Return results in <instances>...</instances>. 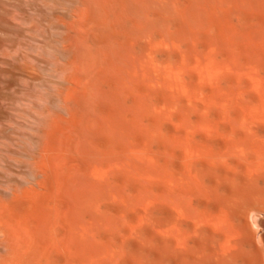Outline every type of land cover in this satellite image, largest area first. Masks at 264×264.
I'll list each match as a JSON object with an SVG mask.
<instances>
[{
    "label": "bare ground",
    "instance_id": "obj_1",
    "mask_svg": "<svg viewBox=\"0 0 264 264\" xmlns=\"http://www.w3.org/2000/svg\"><path fill=\"white\" fill-rule=\"evenodd\" d=\"M109 1L116 3L112 7L121 9L115 11V7V16L111 13L114 21L110 20L113 23L109 30L103 26L109 41L103 39L114 47L110 43L112 55L106 53L107 48L102 54L98 47V53L104 60V55H115V60L111 59L108 67L102 61L105 75L100 66L102 72H97L96 67V71L87 70L91 77L94 72L104 76L96 74V80L89 81V87H93L89 91L95 90L98 78H108L107 85L113 87L112 103L107 104V98L99 104L110 108L105 107L104 113L101 107L99 124L94 122L88 127L98 125V129H91L95 132L91 131L92 135L86 132L89 140L85 135L87 145L95 152L94 160L89 163L87 159L84 168V155V163L77 164L76 159L84 153V146L78 147L83 138L74 144L78 147L75 150L81 151L79 157L68 151L71 148L65 141L70 140L69 131L76 128L70 129L77 121L74 106L79 105L73 100L81 102L88 93L86 100L92 98L90 93L96 97L106 83L100 81L104 84L97 85L95 93L84 92V98L72 92V84V88L67 87L71 92L62 87L66 92L63 95L62 88L59 92L64 96L59 95L62 103L74 97V112L66 103L62 106L71 108L64 111V115L69 112L66 120L61 115L60 121L56 116L52 120L63 123L56 133L69 132V137L63 141L58 132L60 138L57 134L54 139L48 131L54 142L39 149L40 160L36 154L35 179L21 182L17 178L9 181L8 177L3 181V176L0 180V264H264V54L251 48L247 15V5L257 0ZM129 5L137 11L127 15L126 11L133 9ZM87 6L81 5L83 20L92 14L89 10L93 6ZM104 11L99 10L98 15L103 12L105 16ZM121 11L127 25L121 24ZM255 16L252 20H256ZM70 18L73 25L82 20L80 16L75 24L76 18ZM64 22L66 25L67 19ZM83 26L79 24L77 29L87 28ZM259 34L257 38L262 35ZM88 37L92 39L93 35ZM262 38L257 43H264ZM65 42L60 46L67 53L65 45L72 48L74 43ZM91 54L87 55V65L99 64ZM68 60L71 63L75 59ZM81 63L79 66H84L79 71L86 64ZM57 67L60 69L56 73H61L63 65ZM66 69H62L65 75ZM79 74L70 77L82 78H77ZM86 74L83 77L89 78ZM70 77L65 80L70 81ZM66 90L82 99L74 94L65 99ZM85 106L86 109L89 104ZM82 112L79 110L80 121L90 117ZM69 114L74 120H67ZM67 121L72 122L69 128ZM89 122L87 125L92 121ZM64 124L67 125L63 127ZM66 127L69 130L63 129ZM44 128L42 132L50 126ZM83 128L79 134H83ZM38 141L41 147L44 140ZM87 151L91 156L89 148ZM30 168L27 169L31 171ZM77 173L79 177L84 174L82 181L77 179Z\"/></svg>",
    "mask_w": 264,
    "mask_h": 264
},
{
    "label": "rangeland",
    "instance_id": "obj_2",
    "mask_svg": "<svg viewBox=\"0 0 264 264\" xmlns=\"http://www.w3.org/2000/svg\"><path fill=\"white\" fill-rule=\"evenodd\" d=\"M88 1H90V0H88ZM93 1H96V0H92V2H90V3L87 2V0H80V1L79 0H56V1L55 0L54 1H51V0H37V1L36 0H0V167H2V168H0V180L4 179L3 181H5V179L8 178V177H10V178H8L9 181H12L13 178H17V180L16 179H14V180L21 181V182L25 181L26 178H28L27 179L28 181L29 180L31 181V178L35 179V176H37L38 171L35 170L36 169L35 163H37V160L34 159V158H38L39 157V160H40V158H41L40 155L42 154V153L40 154L41 148H43V150H44V148H46L47 145L50 142H54V139L56 138V135L59 132L58 131L56 133V131L58 129H60V127L63 124V123L62 124H56L55 120L57 121V119H58V121H60V119L62 117H65V120H66V118H67L66 116L68 115L69 112L68 113L65 112L66 115H64V111H65L67 106L66 107L64 106L65 107L64 108L62 105H66V103H68L66 101L68 99L67 96L69 97V95H71V94L79 93L81 95L80 97H82L84 92H85L84 95H87V92H86L87 90H88V92L95 93L94 91L97 89L96 86L97 85L101 86L102 84H104V82L106 83V81L108 80V78H107V80L106 79L105 80L104 79L103 80L99 79V78H102V77H99V75H102V74L105 75L104 74L105 70L102 68L103 66L101 67L100 65L103 63L102 61H104V62H107L105 65H107V67H108V65L110 64L109 62L111 61V59H112V61L115 60V57L113 58V56H115V55L109 56V57H108V55H106V56L104 55L105 60L106 59H108V60L105 61L103 59V56H102V54H104V50L103 49L107 48V49H105L106 53L107 52L111 53L112 52L111 51L112 47H114V45H113V43L111 41L110 42H106V41H109V40L108 39L106 40V38H105L106 34H104V33L107 32L106 30H109L108 27L110 26L111 23H113L112 21H114L113 19H114V16L116 15L115 11H120L121 9H119L120 7H117V5L112 7V5H115L116 3L114 4V3H112V1H109V0H108L109 4H108L107 0H101V1L99 0L100 3L99 2L98 3L97 2L93 3ZM103 1H104V5H105L106 8L104 7V5L101 6V4H103ZM253 3L254 4L257 3V4H255L257 6H255ZM253 3L249 4V2H248L249 5H247V3H246V5L248 6V7L246 6L247 7V11H248L247 15L249 16L248 20L250 19L249 20L250 21L249 24H251V25H249V26H251V28H249V31L251 30V36H250V33H249V37H251L250 41L252 43L251 44V48L253 50L257 51V52H261L262 51V53L264 54V43H261V44L257 43L258 41L261 42V38L262 37H263L262 39H264V36H262V35H264V31H263L264 30V26L261 25V24H264V0H257L256 2H253ZM78 4H81L82 6L83 5L85 6V4L89 5V6H87L88 8L90 6L91 7L93 6L92 9L89 8L91 10L87 9V11L89 10V14H90V12L92 13L91 15H93V17L88 14L91 17V19H90V17L88 19H86L87 15H85V19L83 20L82 19L83 16L80 14V11L82 10V7H81V5L78 6ZM98 5H100V6H98ZM253 6H255V8ZM102 7H104L106 12L103 10ZM115 7H117L116 10H115ZM130 7L133 8V9L131 11H129L130 9L127 10L126 11L127 15H129V13H132V12L135 13L137 11V10H134V9H136L134 7V5H129V8ZM251 7L253 8L254 12L250 11ZM70 9L71 10L73 9L72 11H74V13H73L74 17H73V15H70V14H72ZM92 10H93V12H92ZM99 10L104 11L105 12V16H103L104 15L103 12L100 13V15H98L99 14ZM112 12L115 13L113 17L111 15ZM122 12L124 13V11H121V16H122V19H123L125 17L124 16L125 14H123ZM255 12L259 13V14L257 13L258 14L257 17L259 16L258 18L255 16L256 15ZM68 13H69V15H68ZM82 13H84V12L82 11ZM106 13H107V15H106ZM252 13H255V14L253 15ZM70 16L72 18H76L75 20L73 19L74 22L76 20L78 21L80 16H81V19L83 21L80 19L82 22L79 20L80 21L79 24L81 25V27L83 25L87 27V28L82 29V30L86 31L87 33H89V31H90V33H92V35H93L92 39H90L91 37H88V36H92V35H90V33H89L88 36H86L87 35L86 32H84L82 30L80 31L79 30L80 28L77 29L79 24L78 25H73L74 23L71 22L72 19L70 18ZM75 16H77V17H75ZM98 16H100V18L103 20V22H104V19L107 20L108 22L107 21L106 22L108 24H106V22L102 23V20ZM109 16L112 17V19ZM250 16H252V17L250 18ZM254 16H255L256 20L258 19L257 21L254 20V19L252 20V18ZM59 17H62V20L63 19L64 20L63 21L59 20V19H61ZM107 17H109V20L107 19ZM57 19L59 21H61V24H60V22ZM66 19H67V24L65 25L66 22H64V21H66ZM95 19H97V21ZM110 20H112V21H110ZM57 21H58L59 26L57 24ZM84 21H85V23H84ZM92 21L94 22V24L92 23L93 27L91 26L92 24L90 25V23ZM95 21L97 22V24L101 22L100 25L98 24V26H97ZM252 21H255V23H251ZM68 22L72 23V25H73L72 29H71V25H70L71 23H68ZM123 22L126 23L125 22V18L123 19L121 24ZM62 23H64V26H63ZM76 23L77 22H75V24ZM103 24H105V25H103ZM123 25L124 24H122V26ZM125 25H127V23ZM253 25H255V26H253ZM89 26H90V28H89ZM103 26L105 28L107 27L108 29H106V30H105V28L103 29ZM260 26L263 27L261 30H260V28H261ZM96 27H98V28H96ZM99 28H100V30H99ZM256 28H258L257 31H256ZM91 30H92V32H91ZM94 31H96V34H97V31H98L97 37H94L96 35ZM99 31L100 32L103 31V33L102 32L99 33ZM261 31H263V32H261ZM252 32H256V34L252 33ZM259 33L262 34V35H261V37L259 36L257 38ZM65 35H67V36L65 37ZM63 36L65 38H67V39L62 38ZM85 36L87 38H89L90 40L87 39ZM100 36L102 38H100ZM255 37L257 39H254ZM252 39L254 41H252ZM64 40L65 41L67 40L66 42L70 41L71 42V43H69L70 45H72L74 43V41L76 40L75 41L76 43H74L72 45V48H71V46H69L70 47L69 48L68 45H65L67 47L66 51L69 50V52H67V53H64L65 51H63V50H65V48L63 49L62 46H60V43L64 44L63 43V42H65ZM99 41H100V45H99ZM262 41L264 42V40H262ZM66 42H65V44H68ZM91 43L95 44V45H90ZM104 43H105L106 47H104ZM110 43H112V45H113V46L111 45L112 47L110 46ZM254 43H257L259 45V47L257 46V44L254 45ZM78 44H81V46L80 45L78 46ZM86 45L90 46V47H88V48L85 47L84 48V46H86ZM92 46H95V49ZM260 46H261L262 50H261ZM98 47H100V51H101L99 53H102L100 55L98 53V49H99ZM254 47L256 49H254ZM79 48H80V52H82L81 54H80V52L78 50ZM93 49L95 50V52H94V53H96L95 55H97L95 57H94V53H93L94 50ZM96 49H97V51H96ZM70 50H71V55L73 54L74 58H73V56L70 55ZM88 50L91 51V52H89ZM72 51H73V53H72ZM87 53L88 54L92 53L91 54V57H92L91 59H93L94 61L97 60L96 62L99 63V64L94 65V63L92 64V62H90L92 65L91 66L87 65L88 62L90 61L89 57L87 56L88 55ZM69 55H70V57H68ZM110 55H112V53ZM84 56H85V58L87 60L85 58H83ZM110 57H112V58H110ZM62 58H63V60H62ZM69 58L75 59L74 62H73V60H71L73 62V64H72V62L69 63L70 62V60H68ZM82 60H84V62L86 63L85 67L88 68V69H86L84 67V68H82V70L79 71V69L84 66V65L83 66L81 65V67L79 66L80 63H81L80 61H82ZM66 61H67V63H69V65L66 63ZM84 62H82L81 64H83ZM64 63H66L67 65L64 64ZM62 65H63V67H62ZM57 66L62 67L61 68V73H56V72H59V69H60V68L58 69ZM99 66L103 69V73L102 74L99 73V75H98L97 72H99L100 70H101L100 72H102V69H100ZM76 67L78 68V70L76 69ZM90 67H91V69H90ZM95 67L98 68L97 72H94L95 76H93L94 75L93 72L91 73V75L93 77L89 76L90 73H88V71L89 72H91L92 70L96 71ZM63 68L64 69L67 68L66 71L68 70L69 74L66 73V75L68 74L67 77H65L66 75H65L64 71L62 73V69ZM69 68H71V69L73 68V69L71 70ZM105 69H106V67H105ZM80 72H83V73L79 74ZM84 73L88 74V75L86 74L87 76H89V78L87 77L88 79L86 78V76L83 77ZM70 74H72V75L79 74L77 78L82 76V78L80 77L82 83L80 82V78L76 79L74 76L72 78L73 79L75 78L74 80H76V82L74 80H71L72 78L70 77ZM96 74L99 77L98 78L99 82L100 81L101 82L104 81V82L102 84H99V82H96L95 90H92V91L90 90L89 91V89H93V87H89L88 84H91L92 81L94 82L96 80V77H97ZM68 76L71 78L70 79L71 83H70V81H68L70 84L65 80V78L68 79ZM92 78H93V80H92ZM63 79L65 80L64 82H65L66 87H64L65 85L62 83ZM77 80L80 82V85L76 84V83H78ZM82 80H84V81H82ZM89 81H91V83H89ZM74 82H75V85H74ZM66 83H68L69 86ZM108 83H106L104 85L103 90L105 92L100 93L103 90L99 91V92L97 91V93H96V97L97 98L94 96L95 94H93V96L95 97L94 98L92 96V93H90V95L92 97L91 98L92 100L91 99L90 100L87 99L88 101L86 100V98H88V96H89V93H88L87 97L83 96V98L86 97L85 99H82L77 94H74V96L75 95L78 96L77 98H79V100L82 99L81 102H78L77 101L78 99L77 100L75 99L76 101L73 100L74 97L72 95L71 96L73 98H69L70 100L72 99L74 102H77V104H79V105H76L74 103V105H76V106H74L76 108L75 109L76 112L78 110L77 114L74 112V108H72L73 106L71 105L73 103V101L71 100L67 104L68 106L70 105V107L73 109V111H71V112H74L73 115H75V117L77 118L76 119L73 116L75 118V120H74V118L73 119L71 118L72 115L69 114V117H68L69 119H67V120H70V118L72 120H74V121L77 120L76 123L75 122L73 123L74 125H71L72 127L70 129H72L73 127H76V128L75 129L73 128L74 130L72 129L73 130L72 132L69 131L71 133L70 134L71 137L68 136L69 132H66L65 134H61V132H59V133L61 134V136L63 135L61 140H63L65 136H68L70 138V140H69L70 142L68 140L65 141V139L63 141H65V143H67V145L71 148L68 151H72L70 153L73 156L79 157L81 155L80 152L81 151L84 152V153L82 152L83 153L82 158L80 157V158L76 159V157H75V159L77 160V164H78V162L84 163V161L86 163V164L85 163L83 164L84 166L82 164H79V166H78L79 169L82 166L84 168L86 167L87 159L89 160L88 161L89 163L94 160L92 158L95 157V152H94L93 149H91L90 145L89 146L87 145L89 143L85 139V137H86L85 135H88V133L89 132L91 133V131H92V133H95L91 129H94V128L98 129L99 126L96 125V124H94V126L96 125L97 128L96 127H92V128L88 129V127L93 126L92 124L94 122H98L97 124H99L98 117H99L100 114L102 115L100 109L103 108L102 111H104V113H106L107 110L110 108L109 105H107V104H109L108 102H110L112 100L113 87H111L112 82H111V85H110L111 88H109V86L107 85ZM61 84H63L64 86H61ZM93 84H95V83H93ZM70 85L72 87L74 86L78 90H76L74 87L72 88ZM76 85H79V86L76 87ZM80 86L82 88H80ZM91 86H92V84H91ZM62 87L66 88V89L72 88V92L75 91L74 93H69L68 90H70V89L66 90L68 92L67 93L68 95L66 94V96H65V99L67 98L66 100H64L65 103H62L63 102L62 98L64 97L63 95H64V92H65V90ZM61 88H62L63 95L60 94L61 93V91H60ZM106 88L107 89L109 88L110 90H106ZM100 89H102V88L100 87ZM79 91L80 92L82 91V92L80 93ZM70 92H71V90H70ZM59 95L60 96L62 95V98H60ZM107 98H108V100L105 101ZM104 101L107 103L106 106H104L105 105L104 104L103 107L101 106L102 108L99 107V104L104 103ZM87 102H88L90 107L88 106L85 109V107H86L85 105H88ZM110 103H112V101ZM81 105H83V107H84L83 109L80 108V107H82ZM70 107H67L68 110H69ZM77 107H79V108H77ZM105 107H107L106 108L107 110L105 109ZM93 108L94 109L98 108V109H97V111H95ZM79 110L83 111L82 112L83 116H84V114H86V115L88 114V116H90V117H87V119L85 117H83L84 119L88 120L87 121L88 124L90 123L89 122L90 120L92 121L90 125H87L86 120L82 119L83 121H80V119H78L79 118V116H78ZM93 110L96 112V114H93V113H95ZM82 113H81V116H82ZM52 114L54 115V117H53ZM48 115H50L49 119L47 118ZM59 115H61L62 117H60ZM94 115H96V117ZM55 116L57 117V119L52 120L53 118H55ZM38 118H39V120H38ZM45 119H47V120H45ZM44 121H47L48 124H50V125L46 124L47 122H44ZM35 122H37V123L35 124ZM67 122H69V121H67ZM84 122H86L85 125L83 124ZM58 123H61V122H58ZM71 123L72 122H69V125L67 126L68 128H69ZM80 123L83 124L84 126L81 125ZM54 124H56V125H54ZM66 125L64 124L63 127H65ZM44 126H45L44 129H46L47 126H48V128L50 126L49 129H51V130H49L47 128L48 130H45V131L42 132L41 128H43ZM82 126L85 127L86 130ZM67 127L63 128V129L66 130ZM80 127H81V129L83 128V131L85 132V133L83 132L84 135L83 134H79V133L82 132ZM52 128L54 129L53 131H52ZM38 129H39V131H41L40 133H39ZM87 129H88V131H87ZM67 130H69V129H67ZM80 130H81V132H80ZM48 131H50V133L53 134L52 138L54 137V139H52L51 141H50V137L51 136L48 137V134H50ZM62 132H63V130H62ZM86 132H88V133L86 134ZM77 133L79 134V138L78 139H77V136H78ZM92 133L90 135H92ZM37 134H39V135L41 134V135L39 136ZM73 134H74V136H73ZM58 135H57V138H60V135H59V137H58ZM90 135H88L86 138L88 139V137H90ZM46 136L49 138L48 142L46 141L47 140ZM17 137H18V139H17ZM81 137L83 138V140L85 142H82L83 140H82ZM38 139L40 140V142L42 140H44V141H42L43 144H41V147L39 146ZM80 139L82 140V141H80L82 144L78 142V147H80L82 149V145H83L84 148L81 151L80 150L77 151L78 147H77V145L75 146L74 144L76 143L77 140H80ZM16 140H17V142H16ZM36 146L37 147L39 146V148H37ZM50 146H51V143H50V145L48 147H50ZM85 146H87V147H85ZM69 147H68V149H69ZM75 147H77L76 150H75ZM35 148H36V150H34ZM88 148H89L90 153H92L91 156H90L89 152L87 151ZM39 149H40V151H39ZM24 150H25V152H24ZM28 151H30V152H28ZM31 151H33V152L31 153ZM76 151L78 153L76 155H74L76 153ZM29 153L31 155L30 157H29ZM36 154H38V155L40 154V155L37 157ZM84 155H87L86 160H84L86 156L83 158ZM30 158H32V159H30ZM1 160H2V162H1ZM33 160H35L36 162L33 161ZM24 161H25V163L23 165L22 164L20 165V163L21 162L23 163ZM15 162H16V164H15ZM28 162H31V166H30V163H28ZM9 163H11L10 166L8 165ZM32 165H34V166H32ZM80 165H82V166L80 167ZM12 166H14V167L12 168ZM4 167H6V168L4 169ZM15 167H16V171H15ZM26 167L27 168L31 167L30 168L31 171H29ZM83 167H82V169H83ZM7 168H9V170ZM1 169L2 170H6L7 172L2 171V173H1ZM17 169H18V171H17ZM12 171L14 173H12ZM27 171H28V173H26ZM83 171H84V169H83ZM15 173L16 174L19 173V176H18V174L15 176L14 175ZM22 173H25L26 175H24V174L22 175ZM1 174H3V175H1ZM5 174H7V177H6ZM29 175H30V177H29ZM77 175H76L78 177L77 179L82 181V177H83L84 174L83 175L80 174L81 178L79 177L78 173H77ZM2 177H3V179H2ZM23 178H25V179H23ZM8 179H6V181H8Z\"/></svg>",
    "mask_w": 264,
    "mask_h": 264
}]
</instances>
